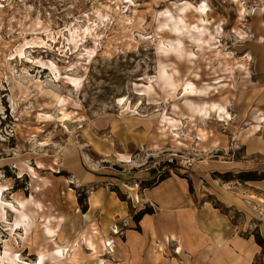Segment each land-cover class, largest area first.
<instances>
[{
    "label": "rangeland",
    "instance_id": "rangeland-1",
    "mask_svg": "<svg viewBox=\"0 0 264 264\" xmlns=\"http://www.w3.org/2000/svg\"><path fill=\"white\" fill-rule=\"evenodd\" d=\"M256 111L264 0H0V264H34L39 253L41 264H220L221 251L177 254L156 238L158 251H128L125 232L144 236L133 218L142 193L178 177L194 207L217 208L245 242L258 234L264 209L247 211L264 203ZM250 171L259 183L238 177ZM225 189L241 194L233 206ZM89 222L115 251L87 242ZM258 248L229 251L228 264H264Z\"/></svg>",
    "mask_w": 264,
    "mask_h": 264
},
{
    "label": "crops",
    "instance_id": "crops-1",
    "mask_svg": "<svg viewBox=\"0 0 264 264\" xmlns=\"http://www.w3.org/2000/svg\"><path fill=\"white\" fill-rule=\"evenodd\" d=\"M255 181H248L252 184L247 183V185L260 182L259 180ZM239 186L243 187L244 185L239 184ZM236 190L243 193L242 189L237 188ZM234 194L237 195L235 200H229L234 197ZM221 195L224 197L225 204L233 206L232 204L238 201L237 199L241 194L225 189ZM191 196L188 181L178 177L166 178L152 188L145 189L142 193L143 203L141 205L145 204L144 207H149V203H151L158 211L153 214H145L138 222L145 237H138L140 233L126 230L125 234L129 240L128 251H158L156 249L157 244H153L156 243L155 238L156 241L159 240L158 245L161 244V248H163L169 243L165 242L164 238L172 235L177 238V242L170 241L179 246V250L176 251H204L202 257L209 255V251H221L220 264H228L229 251L235 253H238L237 251H258V247H263L262 251H264V246L258 244L253 235L249 236L248 242L241 240L237 230L238 224L234 226L231 223L230 227L227 218L218 216L217 208L208 203L200 206L195 204L194 207ZM258 199V201H253L256 202L257 206L248 207V212L255 214L256 208L264 209L262 198L258 197ZM117 206V210H124L122 207L117 208ZM238 208L245 213L242 207L238 206ZM89 209H91L90 206ZM116 214L118 213L116 212ZM256 222L259 223L260 227L258 235L264 240V222Z\"/></svg>",
    "mask_w": 264,
    "mask_h": 264
},
{
    "label": "bare ground",
    "instance_id": "bare-ground-1",
    "mask_svg": "<svg viewBox=\"0 0 264 264\" xmlns=\"http://www.w3.org/2000/svg\"><path fill=\"white\" fill-rule=\"evenodd\" d=\"M201 9L203 7V5L201 4L199 6ZM183 91H186L187 94L191 95L195 89H194V85L191 81H187L185 82V85H184V88H183ZM204 106V105H203ZM202 105L199 106L198 110L200 112L204 111V114L206 113V107H203ZM208 106L209 107H217L218 111H221L222 113L219 115V117H221V119H224L226 117H228V113L227 111L225 110V106L224 105H220V104H214L213 102H210L208 103ZM255 119L258 121V122H264V115L259 112V111H256L255 112ZM118 159L119 161L123 162V163H126V164H129L131 163V158L128 156V155H125V154H118ZM131 191H132V196L134 198V200L136 201H139L140 198L138 197V194L137 192L135 191L136 190V184L132 187L128 186ZM99 197L97 194H92L91 198H90V205L93 207H96L98 204H99ZM25 217L24 214H21L20 216L16 217L15 219V222L14 224L15 225H19L23 218ZM90 226L88 227V229H91V230H88V234H87V242L90 244V245H93V238L96 236L97 238H99V240L102 242V246L104 248L105 251H115V248H116V245H115V241L113 238H106V237H100L99 234H100V231L98 229V227L95 225V224H91V222H89ZM48 232L49 233H53L54 231L51 229L48 228ZM111 232L113 234H117L118 233V230H117V226H112L111 228ZM165 242H170V241H174V242H177V238H175L173 235L170 237H165L164 238ZM60 248H56V251H59ZM177 250H179V246L177 248ZM126 252V251H125ZM175 253H180V251H175ZM42 258H43V255L41 253L38 254V257L36 258L35 260V263L34 264H41L42 262ZM153 258V257H152ZM156 259V257H154Z\"/></svg>",
    "mask_w": 264,
    "mask_h": 264
},
{
    "label": "trees",
    "instance_id": "trees-1",
    "mask_svg": "<svg viewBox=\"0 0 264 264\" xmlns=\"http://www.w3.org/2000/svg\"><path fill=\"white\" fill-rule=\"evenodd\" d=\"M242 181H252V180H261L263 177L262 176H257L256 173H253L252 171L250 172H242L240 173V175L238 176ZM163 178H159L158 181L155 183L158 184L160 181H162ZM188 184H189V192L191 193L192 192V186H191V183H190V180H188ZM154 185V186H155ZM78 203L80 205H82L81 203V199L78 198ZM87 206L86 205H82L81 207V211L83 213H85L87 211ZM145 214H153V211L150 207H144L140 210H138L135 215L133 216L134 220L138 223L140 221V219L145 215ZM255 239H256V242H258V244L264 246V240L261 239L259 237L258 234L255 235Z\"/></svg>",
    "mask_w": 264,
    "mask_h": 264
}]
</instances>
